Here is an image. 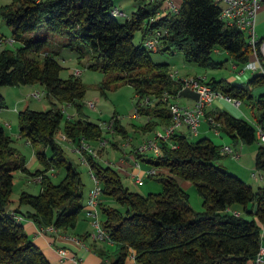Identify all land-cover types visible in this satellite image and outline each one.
<instances>
[{
	"label": "trees",
	"instance_id": "1",
	"mask_svg": "<svg viewBox=\"0 0 264 264\" xmlns=\"http://www.w3.org/2000/svg\"><path fill=\"white\" fill-rule=\"evenodd\" d=\"M163 1L143 0L123 22L111 12L115 0H14L0 5V16L13 28V39L20 42L15 48L0 51V86L38 81L53 97L49 109L27 107L19 111V134L34 148L44 169L32 171L27 167V158L14 146L0 113V264H52L26 233L23 221L31 219L40 227L54 225L57 230H70L76 227L86 203L81 172L67 157L57 134L62 131L71 145L82 138L97 141L103 136L102 126L79 111L85 85L73 73L69 78L61 77L63 66L55 54L46 50L48 35H67L66 45L78 50V59L88 57L87 68L102 69L106 74L103 90L112 80L132 84L139 96L136 114L150 117L146 130L158 124L169 125L172 98L186 92L181 90V79L171 76L170 63L156 62L154 51L144 46V39L157 29H167L157 51H182L186 61L204 67L224 66L227 58L216 60L212 56L217 48L225 50L238 66L257 56L263 71L254 73L249 80L233 82L212 76L207 82L216 90L247 100L260 112L253 122L226 111L215 112L221 132L232 142L258 141V126L264 131V94L255 96L252 88L264 83V38L254 49L243 31L225 26L219 18V0H183L178 13L159 16ZM154 16L157 18L150 22ZM43 27L47 36L26 37L28 32ZM137 31L142 35L139 43L134 41ZM42 52L40 61L35 56ZM147 97L149 101L141 102ZM70 103L76 107V117H67L62 109V105ZM4 107L6 103L0 95V110ZM112 127L120 133L126 131L116 116ZM221 148L207 136L193 140L187 132H174L169 139L160 141L158 155L143 157L152 166L168 170L155 174L163 189L146 195L124 185L118 168L102 164L86 152L102 188L99 207L103 225L118 245L115 258H109L111 264H125L130 254L137 264L252 263L262 245L264 187H254L217 163L223 156ZM55 167L65 168L61 181L53 182L46 171L39 193L22 191L18 206L9 209L15 171L37 175ZM255 167L264 174V144L258 146ZM180 177L195 185L204 211H195L189 204L190 193ZM111 200L122 208L113 206ZM236 205L242 206L245 214L227 210H236ZM248 213L255 217H247ZM17 215L25 219L19 221Z\"/></svg>",
	"mask_w": 264,
	"mask_h": 264
},
{
	"label": "rangeland",
	"instance_id": "2",
	"mask_svg": "<svg viewBox=\"0 0 264 264\" xmlns=\"http://www.w3.org/2000/svg\"><path fill=\"white\" fill-rule=\"evenodd\" d=\"M14 0H0V5L12 3ZM143 0H115V4L121 9L125 10L127 14H131L133 3H142ZM127 16H119L118 20L123 22ZM47 31L45 27L41 28L37 32H28L26 37H45L47 36ZM264 36V35H263ZM141 31H137L134 41L139 43L141 40ZM49 42L46 46V50L55 54L59 63L63 66L60 75L63 78H69L76 68L82 70L81 75H79L83 84L86 88V93L84 99L82 100L81 107H78L82 115L87 116L91 121L99 123L103 128V138L107 141V146L100 151L99 161L102 164H110L115 168H118V163L124 158V155L130 153L132 150L136 151L137 146H139L145 139L155 138L158 132H165V125L158 124L155 125L152 129L146 130L144 127L147 124V120L150 117L137 115L136 114V105L139 100V96L136 95L135 87L126 82H121L118 80L110 81V85L104 90L102 89L103 81L106 78V74L102 69H91L87 68L88 57H84L81 60L78 59L79 52L77 49L72 48L66 45L68 42L67 35H58L51 34L48 35ZM20 45V42L13 39V28L9 26L6 21L0 16V51L4 48H15ZM44 53H40L35 56L40 61L42 60ZM153 59L156 62H168L170 63V71L176 74L177 78L179 77H188V76H198L211 78L212 76L217 79L225 78L227 80H233V82H243L247 81L250 74L253 72L250 70L245 71V73L240 78H237V74L243 66H238L237 69L233 67L235 64L233 59L229 54L223 49H216L212 52V56L216 60H225L223 67H204L195 62H188L185 60L184 53L182 51L175 52H165V51H154L152 53ZM77 76V75H76ZM239 79V80H238ZM189 94H194L192 90H187ZM35 92H40L41 96L36 98L34 96ZM0 95L4 97L6 107L2 108V123L5 125L6 130L10 133L13 138L14 146H16L27 158L29 166L32 163V159H38L36 153L33 152L34 148L27 143V139L19 136V111L24 110L27 107L36 110H46L51 107V101L53 100L52 96L47 95V90L41 82H34L32 84H21V85H4L0 86ZM180 96V95H178ZM148 98V97H147ZM178 98V97H177ZM177 98L174 100L177 101ZM146 98H141L143 102ZM226 99V98H225ZM89 100H93L96 103L95 108H90L87 104ZM228 101L227 99L225 100ZM243 104L241 108H244L249 114L246 119L254 121V115L251 110L248 108L247 100H242ZM178 102V101H177ZM228 107L239 113L238 110L233 108L232 104L228 101ZM66 106V116L69 114L71 116H76V107L73 104H65ZM81 108V109H80ZM114 116L119 118L120 125L123 126L126 131L118 132L113 127H110V123L113 121ZM241 118H244L241 116ZM5 122L11 123L10 127L6 125ZM64 122V121H63ZM62 122V124H63ZM208 125L206 121H203L202 124ZM203 124V125H204ZM205 127V126H204ZM181 129H185L184 126ZM205 130L209 138H211L215 144L223 145L226 142L230 144L232 148L240 153L239 158L233 157L231 154H226L219 157L216 162L222 164L227 170L239 175L247 183L253 185L254 187L264 186V179L257 180L253 177L252 173L256 172L259 175H264L262 171L258 170L255 167V156L259 144H264L258 141L249 144L240 141L239 143L232 142L233 140L230 137L225 136L221 138L216 134L215 130L212 128L205 127ZM200 131V133H198ZM187 132V129L186 131ZM198 134L191 135L193 140H197L200 137H203L204 132L202 129L198 130ZM62 131H60L57 136L61 137ZM145 138V139H144ZM62 145L65 148L67 157L78 167L81 172L82 180L85 184L84 192L87 196L88 192L94 186V181L90 176L89 169L80 161V156L72 148L73 145L69 141H61ZM91 145L97 146V141H90ZM133 152L138 156V152ZM141 159L143 157H148V155L154 154V152H145L142 153ZM147 162L146 160H143ZM145 162H142V165H147ZM150 164V163H148ZM150 166H152L150 164ZM38 168H33L32 171L37 169H44L45 164L40 161L37 165ZM48 168V166H47ZM129 169L128 167H126ZM161 170V169H159ZM48 171L44 170L37 175H31L28 173L15 171L14 177V190L12 195L11 202L12 206L17 204L19 199L20 192L27 191L33 194L39 193L41 189V180L36 182L35 179ZM163 172V170L161 171ZM131 175V171L129 172ZM124 185L129 187L133 191H137L141 194H148L150 192H160L163 189L161 181H159L158 176L151 175L145 176L144 180L141 183H135L134 180L130 178L129 175H126L125 172L120 171ZM166 174V173H165ZM49 175L51 180L55 183H58L62 180L65 175V168H51L49 170ZM38 180V179H37ZM180 181H184L183 178H179ZM190 193L189 204L195 211H204L202 197L198 193L195 185L190 183L186 187ZM111 204L116 207H121V205L116 200H111ZM237 207V206H236ZM245 214V213H244ZM248 215V214H247ZM87 215L85 209L81 212L79 219L85 218ZM90 223L89 230H92L91 218L86 217ZM81 227L83 224L81 223ZM115 244V243H114ZM116 247L118 246L115 244Z\"/></svg>",
	"mask_w": 264,
	"mask_h": 264
},
{
	"label": "built area",
	"instance_id": "3",
	"mask_svg": "<svg viewBox=\"0 0 264 264\" xmlns=\"http://www.w3.org/2000/svg\"><path fill=\"white\" fill-rule=\"evenodd\" d=\"M219 1L222 6L219 15L220 20L225 24V26H235L241 31H243L246 34L249 43L255 49L259 41L256 31L257 15L262 5L264 4V0H219ZM169 7H170V12L178 13L180 10V5L176 4L172 0H169ZM111 12L114 16L117 17L130 16L129 14L126 13L125 10L121 9L117 5H115L112 8ZM156 18L157 17L155 16L151 17L150 22H154ZM165 33H167V29L165 28L157 29L155 34L144 39V46H146L147 48L153 51H157L160 43L159 39ZM261 51L264 54V40L261 43ZM255 54H256V50H255ZM233 67L237 69L236 64H234ZM247 70L252 71L253 74L259 71H263L262 65L257 56L255 60L245 64L243 68L240 69L237 75L239 77L243 76L241 74L245 73V71ZM81 73L82 70H80L79 68H76L74 70V74L77 76L81 75ZM170 74L174 79H181L182 81L181 90H186V89L192 90L193 93L195 94V99L191 105H183L174 100L178 96H175V98L171 97L172 98V102L170 104V111L172 117L171 123L165 127L164 133L158 132L155 138L145 139L139 146H137L136 151L139 154L151 151L154 152L155 155H158L160 152V141L169 139L170 136L174 132L179 131V128L182 126L186 127L187 133L193 135L198 132L202 122L206 121L210 125V128L214 129L215 132L219 134L221 132V122L216 119V116L214 114H211L207 111L208 107H210L214 103V101L219 97L224 99L226 98L231 104H233L238 108L241 107L242 105L243 101L241 98L214 89L212 85H210L207 82V78L205 77L188 76V77L177 78L176 74L173 73L172 71ZM34 96L36 98H39L41 96V93L35 92ZM166 97H170L168 92H166ZM144 101H149V98H147ZM87 104L90 108L96 107V103L93 100H89ZM65 107L66 106H62V109L66 113ZM67 117H72V116L68 114ZM112 124L113 121L110 123L109 126L112 127ZM6 125L10 127V123L6 122ZM61 134L62 135L59 139L66 141L67 136L64 133ZM256 134L259 142L264 143V131L260 126H258ZM97 142L98 145L93 146L91 145L88 139L82 138L78 144L73 145L74 148L72 149L79 154L80 161L88 167L90 176L94 181V186L88 193L84 208L86 215L89 218H91V223H92V230L89 236L93 241H105L108 243H113L114 240L111 238L110 232L103 225L101 218L100 207H99L100 195L102 190L101 184L98 178L95 176L92 169L90 168L88 158L86 156V152H87L93 155L95 158L99 159L100 156L99 149L105 148L107 146V141L103 137H101L97 140ZM172 146L176 147V144H173ZM221 153L223 155L231 154L235 158L240 157V153H238L237 151L235 152V150L229 144H225L222 146ZM135 156L137 157L136 154ZM134 165L137 167L140 166V161L138 157L135 159ZM118 169L120 171H123L124 167L118 163ZM159 172H160L159 168L152 166L151 168L145 170V172L143 173L140 174L131 173L130 177L132 180H134L135 183H141L144 180L145 176L154 175ZM252 175L257 180L264 179V175L262 174L259 175L256 172H253ZM37 179L41 180L42 176H39V178ZM227 210L234 213L235 215H240V211L238 210H233L231 208H228ZM16 218L19 221H23L25 219L23 215H17ZM40 230L45 232L56 231L57 228L54 225H48L46 227H41ZM83 245L86 246L84 243ZM60 255L62 258L69 257V254L63 249H60ZM131 256L135 260L134 255L132 254ZM263 257H264V245H261L257 255L254 257L251 264H260L263 261ZM103 264H111L110 259L105 258Z\"/></svg>",
	"mask_w": 264,
	"mask_h": 264
},
{
	"label": "crops",
	"instance_id": "4",
	"mask_svg": "<svg viewBox=\"0 0 264 264\" xmlns=\"http://www.w3.org/2000/svg\"><path fill=\"white\" fill-rule=\"evenodd\" d=\"M172 1H174L176 4H178L180 6L183 2V0H172ZM139 5H140L139 3H133L132 12L134 10H136V8ZM169 12H170L169 0L168 1L164 0L163 4H162V8L159 11L158 15L162 16V15H165ZM256 31H257L258 39H263L264 38V36H263L264 35V4L262 5V7H261V9L257 15ZM252 76L253 75L250 74L248 80ZM240 77H242V76H240ZM240 77L237 75V78H240ZM228 81H230V80H228ZM231 81H233V80H231ZM187 90L188 89H186V92L184 94L178 96L177 101L180 104L191 105L193 103L195 97L193 96V94H189ZM252 93L255 96H258L260 94H264V83L254 86L252 88ZM227 102L225 101L224 98L219 97L214 101V103L210 107H208L207 111L211 114H214L215 112L218 113L220 111H226V112H228L234 116H237V117L242 116L244 118H248L247 116L249 114L247 113V111L244 108H241L242 105H241V107L238 108L232 104L233 108H235V110H238V112H239V113H236L228 107ZM247 104H248V108L251 110L254 117L257 116L258 114H260V112L258 110H256V108L253 107L252 103L247 102ZM0 113H2V109L0 110ZM1 119H2V116H1ZM254 120H255V118H254ZM203 124L200 125L199 129L200 130L202 129V132H204L205 135H203V137L204 136L209 137L208 134L206 135V133H205V132H207L205 130V127L209 128L210 125L208 123H207L208 125H205V124L203 125ZM10 125H11V123H10ZM184 128L185 129H181V127H180L179 131L185 132L186 127L184 126ZM198 133H200V131ZM198 133H196V135H199ZM217 135H219L221 138H224L225 136L230 137L227 134H225L224 132H220ZM19 136H20V134H19ZM240 141L241 140L235 141V144L239 143ZM27 143L29 144L28 141H27ZM227 143L228 142H226L225 144H227ZM225 144H223V145H225ZM33 152L35 153V150H33ZM136 158L137 157L135 156V154L133 153V150H132L130 153L125 154L124 158L121 160V162H119V164H121L124 167L123 172H125L126 175L130 176V173H129L130 171H131V173H139L140 174V173L145 172V170L152 167V166H150V164L143 161L141 158H138L140 161V166L139 167L135 166L134 163H135ZM142 162H145L147 165H142L141 164ZM39 163H40L39 159L33 158L30 166H29V162L27 160V167L30 170H32L33 168H38L37 165ZM126 167H128L129 169H127ZM162 170H163V172L168 171L166 168H162L159 171H162ZM47 174H49V171H47ZM35 180H36V182L39 181L37 179H35ZM190 183H192L190 180L184 179V181H182L181 184L185 189H187L186 187H188L190 185ZM87 196H88V194H87ZM87 196H86L85 201L87 200ZM17 206H18V200H17V204L15 206H12L10 204L9 209H15V207H17ZM236 206L234 208L238 211H242V213L244 214L242 206H240V205H236ZM252 216L255 217V214L252 215V214L248 213V215H247V217H249V218ZM86 217L82 218V220L78 219L76 227L72 228L70 230H56V231H46V232L41 231L40 230L41 227L39 225H37L31 219H25L23 221V225H24V229H25L26 233L43 250V252L48 257V259L50 260V262L52 264H103V261L105 258H110L111 260H113L117 254V251H118V246L116 247V245H115L116 243L114 244V242L108 243L105 241H93L90 238V236H87V237L84 236L86 233L91 232V230H89L90 223ZM81 223L83 224V227H81ZM91 226H92V223H91ZM261 242H262V245H264V226L262 227ZM83 243L87 247L84 246ZM60 249L65 250L69 254V257L68 258H62L60 255ZM125 264H137V263L132 258L131 254H130L129 257L126 259ZM260 264H264V257H263V261Z\"/></svg>",
	"mask_w": 264,
	"mask_h": 264
}]
</instances>
